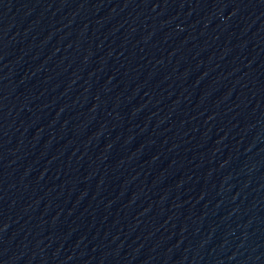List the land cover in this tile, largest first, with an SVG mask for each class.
<instances>
[{
	"label": "water",
	"instance_id": "obj_1",
	"mask_svg": "<svg viewBox=\"0 0 264 264\" xmlns=\"http://www.w3.org/2000/svg\"><path fill=\"white\" fill-rule=\"evenodd\" d=\"M0 264H264V0H0Z\"/></svg>",
	"mask_w": 264,
	"mask_h": 264
}]
</instances>
